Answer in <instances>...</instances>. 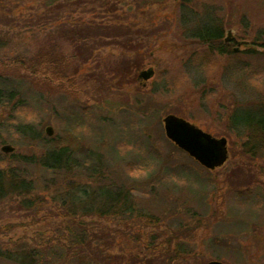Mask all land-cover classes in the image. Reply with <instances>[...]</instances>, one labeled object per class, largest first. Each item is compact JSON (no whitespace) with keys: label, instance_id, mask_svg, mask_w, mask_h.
<instances>
[{"label":"rangeland","instance_id":"rangeland-1","mask_svg":"<svg viewBox=\"0 0 264 264\" xmlns=\"http://www.w3.org/2000/svg\"><path fill=\"white\" fill-rule=\"evenodd\" d=\"M179 1L0 0V38L8 40L0 52L6 57L0 59V148L14 147V157L0 151V169L16 166L19 157L42 156L44 141L68 147L72 151V181L89 184L85 171L77 172L75 164L93 162L90 153L108 171L107 180L111 178L117 188L129 192L135 210L123 215L130 217L125 226L118 220L79 218L91 233L116 230L125 234L123 242L114 237V254L135 256L126 242L135 237L130 242L151 246L154 241L155 250L159 248L146 254V261L153 264H176L172 262L176 250L178 263L202 258L224 264H264V157L251 156L250 143L227 133V116L235 101L247 98L224 75L230 62L240 63L248 70L245 86L258 93L264 104V0H189L193 10L216 7L223 18V31L235 32V40L225 44V52H233L238 41H247L249 46H240L236 57L206 58L200 53L186 60L180 59L186 49L177 46L181 36L175 4ZM90 23L102 33L106 26L125 29L126 34L114 39H126V47L112 42V36L93 37L102 39L103 47L85 63L81 61L69 82L51 79L49 73L38 74L33 81L13 73L15 67L8 57L34 52L50 36L60 35L59 27L69 30ZM63 45L68 53V46ZM144 47L149 57L145 56L136 70L134 58L143 55ZM121 61L133 68L119 80L111 67L116 69ZM149 68L154 74L141 84L137 76ZM133 71L135 82L129 84ZM257 98L254 95L251 101ZM168 114L182 117L216 138H226V162L208 170L173 145L162 123ZM20 124L32 129L31 136L18 133ZM46 127L53 129L52 136L45 134ZM96 183L86 186L91 194L100 184ZM46 205L53 207L49 199ZM41 217V213L34 217L3 212L0 226L8 222L13 227L2 240L39 244L58 237L55 228L59 220ZM147 223H155V229ZM197 225L190 238L172 239L165 247L168 251L163 250L160 242L167 234ZM135 258L139 263L141 256Z\"/></svg>","mask_w":264,"mask_h":264},{"label":"trees","instance_id":"trees-1","mask_svg":"<svg viewBox=\"0 0 264 264\" xmlns=\"http://www.w3.org/2000/svg\"><path fill=\"white\" fill-rule=\"evenodd\" d=\"M189 3V0H180L178 4H175L178 13L177 30L181 36L179 37L181 42L177 46H183L182 49H186L181 53L180 59H193L200 53L207 55L206 58L224 54L236 57L237 53L224 51L226 48L222 42L224 22L216 7L207 5L198 11L193 10ZM110 28L114 27H103L101 30L104 33H102L93 23L76 25L69 30L59 27L58 34L60 35L50 36L40 43L34 52L30 54L17 53L7 59L14 64L13 73L22 79L33 81L36 75L49 73L51 79L69 82L70 78L75 76L81 68V61L85 63L87 58L103 47L101 43L104 41L93 37L99 34L106 37L112 36V40H114L112 42L126 47V39L123 42L114 39L122 33L126 34L123 31L125 29ZM140 32V30L136 31L138 34ZM58 36L61 37V40ZM6 41H8L6 38H0V52ZM63 43L68 46V53H65L66 48ZM96 45L99 47L97 48ZM131 48L134 51L137 50L135 46ZM143 49V55H137V59L134 58L136 64L134 69L136 70L140 68L141 60L145 56L149 57L148 48L144 47ZM4 56L1 55L0 59L6 58ZM116 67V69L111 67V70L112 73L119 74L117 75L119 80L122 76L131 74L133 68L131 63L127 64L125 61H121ZM7 70L3 67V71ZM224 75L229 81L236 84L247 98L242 99L243 101H235V107L227 116V133L244 138L246 142L250 143L252 146L248 152L251 153V156L253 153L254 157L255 154L264 157V104L259 100L258 93L253 94L245 86L249 77L248 70L240 63L238 65V62H230L226 66ZM134 76L133 71L131 78L127 80L129 84L135 82ZM254 95L258 98L252 102L251 99ZM9 98H11L10 94ZM16 128L22 135L31 136L33 133L27 125L20 124ZM32 136L34 135L32 134ZM42 139L51 140L47 137ZM43 143L46 145V150L42 156L19 157L16 166L0 169V214L12 211L36 217L41 213L40 220L58 219L59 223L55 228L58 237L53 236L39 244L29 243L25 239L15 241L9 239L4 242L2 237H6L13 227L8 222L4 223L3 226H0V264H153L152 261H146L145 258L147 253L153 254L159 249L155 250L154 241L151 246L130 242L131 239H137L135 237L126 241L129 252L135 254L137 258L141 256L137 263L135 256L128 255V257L122 258L121 255L113 253L114 237H121L123 242L125 234L120 235L116 230L100 231L99 234L91 233L79 219L118 220L125 226L124 221L129 220L130 217L126 219L123 215H131L135 211L129 192L117 188L111 178L107 180L109 173L102 167L100 159H94L89 153L88 156L93 162L85 160L82 166L75 164L77 172L78 170L85 171V176L88 178L86 181L89 184L90 182L100 183H96L98 188L93 189V194H91V190L88 191L86 187L89 184L79 185L72 181L74 172H71L73 169L69 165V162H72V151L68 147L59 148L44 141ZM9 156L14 157V154H9ZM88 156L87 158H89ZM76 175L79 176V174ZM106 180L107 184H101V181L106 182ZM48 199L53 207H47ZM137 213L139 218L140 213ZM202 222L204 223V221ZM147 226H152V229H155V223H147ZM197 227L198 225L193 229H191L192 227L180 228L172 236L168 234L166 237L164 236L165 238L160 242L163 250L170 246L172 239L177 241L179 237L190 238L194 235ZM163 235L165 234L162 233ZM152 240L155 239L152 238ZM178 256L179 253L176 250L172 262L203 264L206 261L202 258H194V261L189 263H178Z\"/></svg>","mask_w":264,"mask_h":264},{"label":"water","instance_id":"water-1","mask_svg":"<svg viewBox=\"0 0 264 264\" xmlns=\"http://www.w3.org/2000/svg\"><path fill=\"white\" fill-rule=\"evenodd\" d=\"M233 40H235V32L232 29L225 31L223 35L224 44L230 43ZM240 46L248 47L249 43L247 41H238L233 52L237 53ZM153 74V69L149 68L140 71L137 79L147 81ZM162 123L166 138L205 169L214 170L226 162L228 158L226 138H216L201 130L195 124L174 114L165 115L162 118ZM45 134L48 137L52 136L53 129L46 127ZM0 151L4 154H10L14 152V147L11 145H3ZM204 264L224 263L218 260H212Z\"/></svg>","mask_w":264,"mask_h":264},{"label":"flooded vegetation","instance_id":"flooded-vegetation-1","mask_svg":"<svg viewBox=\"0 0 264 264\" xmlns=\"http://www.w3.org/2000/svg\"><path fill=\"white\" fill-rule=\"evenodd\" d=\"M233 42H234V40H233ZM230 43H231V42H230ZM223 44H224V42H223ZM227 44H228V43H227ZM138 81H141V80H138ZM142 82H143V81H141V84H143Z\"/></svg>","mask_w":264,"mask_h":264}]
</instances>
